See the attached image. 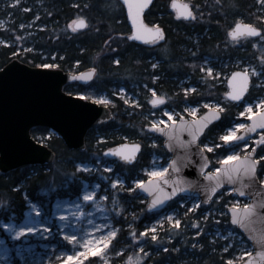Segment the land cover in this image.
<instances>
[{
  "label": "trees",
  "instance_id": "1",
  "mask_svg": "<svg viewBox=\"0 0 264 264\" xmlns=\"http://www.w3.org/2000/svg\"><path fill=\"white\" fill-rule=\"evenodd\" d=\"M171 1L155 0L145 13L148 24H158L165 31L163 42L149 45L128 39L131 26L119 0H20L19 4L14 0H0V19H6L0 27V38L4 41L0 44V68L13 58L34 66L57 64L58 68L72 72L95 67L97 75L91 83H69L64 89L69 93L83 94L87 99L106 93L113 101L108 106L114 114L110 123L88 131L84 150L69 148L58 134L46 126H34L32 135L37 140L43 137V142L56 152L57 158L51 164H28L6 173L0 171V224L11 218L21 220L29 201L50 210L57 200H71L79 196L85 180L99 181L96 174L89 175L80 170L82 163L93 162L98 166L103 161L112 163L111 174H119L130 184L131 180L144 176L143 169L151 164L153 155L169 157L163 140L147 129L151 121L145 115L157 110L151 107L149 101L151 89L167 96L171 101L167 105L173 102L179 108L211 98L223 104L221 120L207 130L201 143L211 139L218 141L235 122L242 111V104L226 99V84L215 82V74L203 79L205 74L201 72V64L209 57L214 70L229 71L235 70V67L231 68L234 60L257 61L253 38L237 45L228 32L238 20L264 27L260 5L256 0H185L191 3L197 14L199 10L196 7L204 6L207 15L200 23L178 18L170 7ZM77 16L88 20V28L74 32L68 27ZM117 59L119 64L115 63ZM157 61L158 67L152 68L151 65ZM224 63H228V67H223ZM255 83L254 78L253 85ZM190 86H194L195 92L185 93L184 89ZM121 87L138 96L139 107L129 105L116 95ZM262 91L263 88H252L247 99L258 96ZM125 141L142 144L141 154L134 164L104 155L106 149ZM228 152L229 147L223 143L208 153L212 164H215ZM257 154L264 155V145L258 148ZM98 160L101 161L98 163ZM261 163L264 164V161ZM258 174L262 179L264 170L259 169ZM101 186L114 210V223L119 227L113 240L111 264H238L246 258L235 257L236 243L225 251L224 244L228 241L216 234V230L223 227L237 231L226 222L230 221L229 216L221 218L211 204L201 203L196 211H188V208H181L176 203L181 197L166 208L180 209L177 212L179 229L165 221L155 233L159 242L151 241L144 245L143 241L152 235L150 232L149 237H145V229L162 211L149 213L147 199L138 189L136 192L114 194L115 190L109 182L103 181ZM117 195L124 208L122 215L113 205ZM219 196H223L216 206L219 210H223L220 206L235 200L231 193L220 192L216 197ZM207 211L212 214L205 220L203 215ZM197 221L201 227L199 236L195 234ZM174 229L182 234L175 235ZM132 232L140 237L139 241L131 236ZM247 245L250 246L249 243ZM140 247H144L148 256L144 257ZM177 248L179 252L175 251ZM135 255L139 256L136 262H130ZM231 260L234 262L230 263Z\"/></svg>",
  "mask_w": 264,
  "mask_h": 264
},
{
  "label": "water",
  "instance_id": "2",
  "mask_svg": "<svg viewBox=\"0 0 264 264\" xmlns=\"http://www.w3.org/2000/svg\"><path fill=\"white\" fill-rule=\"evenodd\" d=\"M119 1L125 8L127 20L131 26L132 33L135 31V27L131 12L128 8V4L126 0ZM154 1L155 0H151V3L143 10L142 13L144 23L149 27H154L155 25L148 24L145 21V13L148 9H150ZM132 2L138 3L140 0H132ZM174 2L177 5H188L189 8L194 12L192 5L183 0H172L170 5L171 9L176 12L177 17L191 20L190 18H185L179 15L178 8L173 7ZM244 23L253 24L246 21H244ZM160 27L163 28L162 26ZM130 40L140 44H152L148 42V40ZM91 69L80 72L65 71L61 68L45 69L39 66L30 65L21 61L19 58H13L6 65L0 68L1 172L6 173L14 168L28 164H51L55 162L57 158L56 152L48 144L44 142L41 143L32 135L31 130L34 126H46L52 132L58 134L69 148L84 150L86 148V135L88 131L91 128H99L103 125H106L113 120L114 114L108 105L97 103L96 101L87 99L80 94L69 93L64 89V86L68 83L88 84L92 82L96 75L92 76L90 80L80 78L81 73L88 75ZM236 72L248 73V89L240 101L233 100L228 96H226V98L233 103L241 104L246 101L248 95L250 94L253 85V76L248 70L245 69L234 70L227 78L226 94L233 91L232 75ZM74 75L77 77L76 79H73ZM239 79L241 78L238 77L237 80ZM156 97H154V99ZM214 110L216 109L209 108L196 118L182 116L179 118V120H175V124H173V121H171L169 124L160 126L172 132L171 138L168 136L167 132H154V130L150 128L149 125L147 126V129L150 132L156 134L163 140V146L171 157L170 163L172 159H176L177 165L181 168L179 173H176L174 169L169 168L168 173L164 177V179L170 181V183L167 185H164L160 178H148V180L158 181V183H154L152 185L153 189L156 190L157 188L163 187L168 192H171L172 187L174 186L173 182H176L175 187L178 188L184 187L187 183H191L192 186L187 188V190L184 192H178L176 196L167 200L163 206H159L157 208L148 207L151 193L139 189L138 191L143 197L147 199L146 209L149 213L161 212L165 210L172 201L179 197H194L200 199L201 201V198L207 195L205 192V186L210 189L215 185V180H209L207 173L212 172L216 175H220L225 178V183L217 190L216 196L225 189L242 188L243 192L245 193L244 196H240L235 191H231V193L238 199L249 200L247 204L254 206L255 211L246 218L245 222L247 223L248 230L251 231V234L255 235L257 239H259L260 237H264V183H262V180L258 175V170L257 177H252L250 175H245L243 169L241 168L236 174V183L229 184L223 172V168L225 167L223 164H219L217 166L222 169L221 173L217 174L215 173V170L210 169V167H212V163H209L207 168L204 169V172H201L199 165L202 163V160L198 157V155L194 154L196 146L187 145L185 143L191 140L190 132L185 130L193 127L191 122H206L208 117L205 114H211ZM216 111H219V118L213 119L207 124L204 132L199 137L200 143L207 130L221 120L222 110ZM260 112H257L255 115L249 117L247 125L251 126L254 121L259 124ZM108 113H110L113 117L111 120L106 118V114ZM196 127L198 128V124ZM261 132H264V129L258 126L257 131L254 133H246V130L243 129L237 135L245 136L246 143L249 140H254V145L251 147L249 152L241 155V160L245 155L252 154L253 149H255L257 154V149L259 146H261L258 144ZM248 137H251V139H248ZM169 140L172 144L171 148H168L167 146ZM237 143L238 142L236 140L225 141L224 145L228 147V145H235ZM240 143L244 142H239V144ZM120 144H126L129 146L134 144L141 145L139 152L136 153L135 160L126 162L120 160V158L117 157L123 163L134 164L141 154L142 144L139 142L129 141ZM120 144H117L111 148L118 147ZM104 155L108 157H115L107 155V149L104 151ZM205 155L208 156L209 160L212 162L207 150H205ZM189 156H191V160L188 159ZM193 160L196 161L195 164L192 163ZM240 164L241 161H231L227 167L236 168L239 167ZM178 177L179 181L177 182ZM244 185H247V187H243ZM161 195L163 196L164 194ZM216 196L213 197V200ZM244 205L245 204L240 205V208L238 209L242 217L244 215ZM228 211L231 210L229 209ZM232 225L235 226L239 232L245 235L246 240L253 248L251 255L240 264H248V261H251L252 264H264V256L259 254L261 251H264V248H261L259 243L251 241L250 237H247L243 228H239L234 224Z\"/></svg>",
  "mask_w": 264,
  "mask_h": 264
},
{
  "label": "snow or ice",
  "instance_id": "3",
  "mask_svg": "<svg viewBox=\"0 0 264 264\" xmlns=\"http://www.w3.org/2000/svg\"><path fill=\"white\" fill-rule=\"evenodd\" d=\"M20 0H14V3L19 4ZM128 4V8L132 15L133 24L135 27V31L131 33L130 36H128V39L132 40H148V42L152 44H156L158 41L165 40V33L163 28H161L159 25H155L154 27H149L147 24L144 23L142 13L145 8L148 7V5L151 3V0H140L138 3H133L132 0H126ZM261 4H264V0H261ZM78 7V5H77ZM173 7H177L179 11V15L183 16L185 18H190L192 20L196 19V13L193 12L188 5H177L175 2L173 3ZM23 27V25H21ZM69 28H71L74 32L79 31L80 29L88 28V20L84 16H77L76 19H73L71 24L68 25ZM229 36L232 38L233 41L239 40L241 37H260V39L264 40V27H257L254 24H245L243 20L237 22L235 26L230 30ZM264 59V57H262ZM115 63L119 64L120 61L117 59ZM152 68L158 67V62L153 63ZM41 68L50 69V68H58L59 65L57 64H49V63H42L39 65ZM212 67H206L205 72L208 76H211L212 74ZM251 71L253 73H256V69L252 68ZM97 74V69L93 67L88 75L80 74L81 79L90 80L92 76ZM258 76L264 77V69L261 70V72L256 73ZM240 77L241 79L237 80V78ZM77 77L74 75L73 79H76ZM158 79V77H157ZM232 81H233V91L228 92L226 96L231 97L233 100L240 101L244 95V93L248 89V83H249V75L247 72H236L232 75ZM185 93L192 91L195 92V89H184ZM120 95H124V89H120L119 91ZM153 94H155V90L153 89ZM92 99L96 100L97 103L109 105L112 104L113 101L106 99L105 97H100L97 99V97L93 96ZM152 104H163L164 103V97L157 96L155 99L151 101ZM185 103H189L188 101H185ZM247 103V108L245 112L239 113L240 116H245L246 114L255 115L253 112V104ZM262 106H264V101L260 102ZM216 110H222L221 105L217 103L215 105ZM214 110L211 114L206 113L205 115L208 117L206 122H198V121H192V128L185 129L190 132L191 140L185 142L187 145H195V153L198 155V157L202 160V163L199 165L200 171L204 172V169L207 168L209 163H212L208 156L205 155V150L212 151L213 148L219 147V145L212 144L210 146L209 143H200L199 137L204 132V129L207 127V124L211 122L213 119L219 118V111ZM169 117L173 115L172 111H169L167 113ZM180 115V114H177ZM192 115L195 116L196 112L194 109H192ZM106 118L111 120L113 117L110 113L106 114ZM259 124H257L255 121L251 126L245 124V123H236L235 129H245L247 132H256L257 127L264 129V108H262V111L259 115ZM161 121L159 119L153 120L152 123L149 125L150 128L154 130V132H167L168 136L171 138L172 132L166 128L160 127ZM187 123V122H185ZM173 124H175V121L173 120ZM198 124V128L196 125ZM102 138V137H101ZM223 141H233L236 140L238 143L237 145H228L229 150L235 151V148L239 146V142H244V146L247 147L246 138L245 136H237L236 131L229 129V134L224 135L220 137ZM248 139H251V137H248ZM40 142H43V137L40 138ZM155 143V141H154ZM258 144L264 145V132L260 133V139L258 141ZM168 148L172 147V144L169 140L167 144ZM141 148L140 144H134V145H126V144H120L118 147L115 148H108L107 149V155L109 156H115L119 157L120 160L130 162L136 159V153L139 152ZM189 160H191V156L188 157ZM231 161H241V164L239 167L236 168H230L227 167L229 162ZM264 161V155L256 154L255 149L252 150V154L245 155L243 159L241 160V156L239 155H227L225 158L217 161L215 164H213V167L215 169V173H221L222 169L220 167H217V164H223L225 167L223 168V172L226 176L227 182L229 184H235L236 183V174L240 171L242 168L245 175H250L252 177H257V170L258 168L261 170H264V164L261 162ZM117 163L119 161H116ZM193 164L196 163L195 160L192 161ZM187 166V165H185ZM102 167V166H101ZM155 165H153V168L155 169ZM80 168L83 172H97L99 171V168H93L91 165H85L81 164ZM169 168H172L175 170L176 173H179L181 171V168L177 165V160L172 159L171 163L168 164L167 167H164L163 165H160V170H153L149 173L150 177L153 178H160L162 183L164 185H167L170 183L169 180L164 179L166 174L168 173ZM113 164L110 163L108 166V171L112 172ZM209 180H215V185L212 186L210 189L205 186V192L207 195L205 197L201 198V203L204 204H211L213 205V210L219 211V215L221 218L224 216H230V221H226L227 223L234 224L238 226L239 228H243L246 232L247 237H250V240L256 243H259L261 248H264V237H260L257 239L255 235L251 234V231L248 230V225L245 222L246 218L255 211L254 206L245 204L244 205V215L243 217L240 215L238 209L240 208V202L236 201L234 203H226L225 205L220 206L223 210H219L216 206L218 205L219 201L223 199V196L216 197V200L213 201V197L216 196V192L219 188L223 186L225 183V178L216 175L212 172L207 173ZM113 177H115L114 183H113ZM109 185L112 189L115 190L114 194H118L120 192H136L137 189L142 191H147L151 193L150 197V203L148 204L149 208H157L159 206H163L165 202L171 197H174L177 195L178 192H184L187 190V188H190L192 185L191 183L185 184L184 187H175V183L173 182L174 186L172 187L171 192H168L165 188L160 187L156 190L153 189L152 185L154 183H158V181L154 180H148V179H140L136 178L131 180L130 184L127 187H124V181L121 177L117 176L115 173H113L112 176L107 177ZM179 181V177L177 178V182ZM264 183V181H262ZM131 185H135L136 187L133 188ZM120 186V187H117ZM100 185H97V188H99ZM243 187H247V185H244ZM229 191H235L240 196H244L245 193L243 192L242 188H235V189H229ZM161 194H164L163 196ZM97 193L95 191L92 192H85V194L80 198V203H69L67 204L68 211L63 212L59 216L60 220V227L57 229V232H53L52 228L48 226L47 224L41 222V221H35V226L28 227L26 225L17 226L14 223L13 224H4L3 227L5 229H8L16 238H23L26 236V234H35L39 238H42L44 240H48L49 238H53L55 235H59L61 240L63 241V245L57 243L55 245H52L54 248H62L61 255L58 257L55 261V264H83V259L86 257H90L93 255H96L100 251V246L105 245L108 246L111 244L112 239H114L119 232V229H116L115 227L110 226L108 223H105L100 226L99 229L93 226L92 231L96 233L94 237H87V234L79 235L70 232L69 228L73 224H81V220L78 217H84L85 212L82 210L84 206V202H94V198L96 197ZM108 195H104L103 199L108 200ZM180 199H184V197H181ZM31 203V201H29ZM176 203H179V201H176ZM113 205L116 207L117 212L121 215L124 212V208L120 205L119 195L116 196V199L113 200ZM97 206H99L97 204ZM33 208L36 207V205H32ZM57 207L59 208V203L57 204ZM193 208L199 207L196 203L193 202L192 204ZM75 209V211H72V209ZM231 211H228V210ZM187 215V212L184 213ZM211 211H207V214L203 215V219L207 220L208 216L211 215ZM133 216L135 214L133 213ZM168 221H173L176 225V229H179L180 227V220L175 219L173 216L165 217ZM160 221H156L157 226L160 224ZM188 227H191L189 225ZM195 227L198 229L196 231V235H201V227L200 222L197 221ZM101 229H105L106 234L101 232ZM152 233V235L149 237V233ZM175 235H181L182 233L179 231L173 230ZM145 237H149L148 239H145L143 241L144 245L149 244L151 241H157L158 237L155 235V228L151 229H145V232L143 233ZM229 235H232V233H229ZM131 236L135 238L137 241L140 240V237L137 236L136 232H132ZM0 243H3L0 241ZM239 244L244 246V248L247 247V241L244 234L240 235L239 238ZM49 245H45V247H48ZM139 246V245H137ZM231 244H228L225 246V251L228 250V247H231ZM192 247H196V245H192ZM200 247H203V245H200ZM66 249V250H65ZM175 251L179 252L180 249L177 248ZM140 252L144 253V257L148 256V253L145 252L144 247H140ZM243 255L250 256L251 253L243 251ZM261 256H264V251H261L259 253ZM144 257H141L143 259ZM49 264H52V260L49 259ZM248 264H252L251 261H248Z\"/></svg>",
  "mask_w": 264,
  "mask_h": 264
},
{
  "label": "rangeland",
  "instance_id": "4",
  "mask_svg": "<svg viewBox=\"0 0 264 264\" xmlns=\"http://www.w3.org/2000/svg\"><path fill=\"white\" fill-rule=\"evenodd\" d=\"M256 1H257V4L260 5L259 11L262 13V17H263L262 23H264V4H261V0H256ZM196 9L199 10V13L198 14L196 13V19L194 21H197L200 23L204 22L206 15H207L204 13V6L198 5ZM238 21H241V20H238ZM5 22H6V19H0V27L4 25ZM246 39H252V38L250 37L240 38L239 40L235 41V44L241 45L247 41ZM160 42H163V41H158L156 45ZM2 43H4V41L0 38V44ZM253 47L255 50H257V53H258L257 58H256L257 61H251V60L243 61L240 59L234 60L231 63V68L235 67V69L248 70L252 74L253 79L254 78L256 79V83L253 85V88L254 89L263 88V91L261 92V94H259L258 96L252 99L246 100L248 103L253 104V112L257 113V112H260L262 108H264V106H262L260 103L261 101H264V77L256 75V73H259L261 72L262 69H264V59H262V57H264V40L260 39V37L253 38ZM201 65H202L201 72L205 74V76H203V79H205L208 76L207 73L205 72V68L211 67L212 65L211 59L208 57L206 60H203ZM228 65H229L228 63H224L223 67H228ZM252 68L256 69V73H253L251 71ZM232 71L233 70L223 71L220 69H217V70L213 69L212 74H215L213 76L215 79V82L226 83V80ZM120 89H124V95L119 94ZM120 89L116 92L117 96L124 99L126 103H129V105H135L136 107H139L137 95H134V93H131V92L130 93L127 92L124 87H121ZM188 89H194V86H190ZM150 91L152 95L149 97V101H151L155 96H163L166 98V101L163 104H158L155 106V109L157 110L145 115L146 117L150 119L151 123L153 120L159 119V121H161L160 126L169 124L173 120L174 121L179 120V118L182 116H186L188 118H196L200 114H202L205 110L209 108H215V105L217 103L221 105V109H224L223 104L220 103L219 100L212 99V98L205 99L197 104H185L182 108H179L173 102L171 103L172 105H167V103L171 102L170 100H168L167 96L158 94L156 91H155V94H153V89H151ZM189 92H192V91H189ZM80 95L84 96L83 94H80ZM94 96L97 97V99H99L100 97H105L106 99L111 100L110 97L106 93L95 94ZM91 100L96 101L92 99V97H91ZM153 106L154 105L151 104V107ZM246 108H247V103L243 102L241 112H245ZM192 109H194L196 112L195 116L192 115ZM169 111L173 112V115L171 117L167 115ZM177 114H180V115H177ZM251 116H252L251 114H246L245 116L238 115L235 122L230 127H228L221 134V136L228 135L229 129L235 130L236 134L238 135L243 129H235V124L236 123L248 124V119ZM252 142L253 140H250L247 143V147L244 146V143L239 144V146L235 148V151L229 150V152L221 159L225 158L227 155L235 154V155L241 156V155L248 153L252 145ZM205 143H209L210 146L212 144L220 146L224 143V141L219 138L218 141H215V139H211ZM214 150L215 148H213L212 151L210 152H213ZM100 161L101 160H98V163ZM169 162H170V156L165 158V157L155 154L152 157L151 164L143 169L144 176L137 177V178H140V179L151 178L149 176V173L151 171L160 170V165L167 167ZM100 163L102 167L98 166L97 164H94L93 162L82 163L85 165H91L93 168H99V171L97 172H86L89 175L96 174L97 177L99 178V181L96 180L94 182H89L85 180L82 193L79 196L75 197L74 199L57 200L52 205L50 210H46L44 207L40 206L39 204L35 202H31L28 204V208L25 211V215L21 220H17L16 218H11L9 220H3L1 222L0 241H2L3 243H0V264H49V259L52 260V264H55L56 259L60 257L61 255L62 248H54L52 247V245H55L57 243L63 245V241L61 240L58 234L55 235L53 238H49L48 240L39 238L35 234H26V236L23 238H16L8 229H5L3 225L14 223L17 226L26 225L28 227H32V226H35V223H34L35 221H41L47 224L48 226H50L53 232L55 233L57 232V229H59L60 227V220H59L60 214L68 211L67 204L80 203V198H82V196L85 194L86 191L87 192L95 191L97 195L94 198V202H87V201L84 202V206L82 210L85 212V216L78 217L81 220V224L71 225L69 228V231L77 233L78 238H79V235L87 234L86 236V239H87V237H94L96 235V233L92 231L93 226L99 229L101 225L108 223L110 226L115 227L116 229H119V227L114 223V219H113L114 210L110 206L109 200L103 199V196L106 195V193H104L105 190H101V187H102L101 182L103 181L108 182L107 177L112 176L113 174H111V172L107 170L109 163H106L104 161ZM153 165L156 166L155 169L153 168ZM210 169L215 170L213 166L210 167ZM116 175L122 178V180L125 182L124 183L125 186L129 185L122 176H120L119 174H116ZM262 179L264 181V174H263ZM114 180H115V177H113V183H114ZM97 185H100V187L97 188ZM131 186L133 188L136 187L135 185H131ZM223 192L230 193L231 191L224 190ZM236 201H239L240 205L248 203L247 199L245 200L235 199L234 202ZM193 202L199 206L201 204L200 199H197L194 197H184V199L179 200L178 204H179V207L181 208H188L189 209L188 211H196L199 207L193 208L192 207ZM58 203L60 205L59 208L57 207ZM97 204L99 206H97ZM32 205H36V207L33 208ZM178 210L180 209L178 208V209L163 210L158 215V217L148 226L147 229L155 228V233H156L157 231H159L160 226L164 225L165 221L173 225L174 222L166 220L165 217L173 216L175 219H177ZM72 211H75V209L73 208ZM156 221H160L161 223L157 226ZM215 228H218V227H215ZM106 231L107 230L105 229H101V232L105 234H106ZM229 233H232V235H229ZM216 234L222 240L228 241L227 243L224 244V248L228 244L232 245L236 243L235 251H233L234 252L233 254L235 255L236 258L242 259L244 257H247V255L242 254L243 251H246L249 253H252L253 251L252 246L247 245V247L244 248V246L239 244V238H240V235L242 234L239 231H235L229 228L224 229L223 227V229L221 230L217 229ZM114 239H112L111 244L108 246L101 245L100 251L98 254L90 256V257L82 258L83 264H111L112 257H113L112 251H113V240ZM46 244L49 246L45 247ZM138 257H139L138 255H135V257L130 258L129 261L136 262V259H138ZM233 262L234 260H231L230 263H233ZM241 262L242 261H240L239 263Z\"/></svg>",
  "mask_w": 264,
  "mask_h": 264
},
{
  "label": "flooded vegetation",
  "instance_id": "5",
  "mask_svg": "<svg viewBox=\"0 0 264 264\" xmlns=\"http://www.w3.org/2000/svg\"><path fill=\"white\" fill-rule=\"evenodd\" d=\"M248 22V21H247ZM232 28H230V30H231ZM230 30H229V32H230ZM229 32H228V34H229ZM231 38V37H230ZM241 38H245V37H241ZM248 38V37H247ZM250 38H255V37H250ZM232 39V38H231ZM263 180V179H262Z\"/></svg>",
  "mask_w": 264,
  "mask_h": 264
},
{
  "label": "bare ground",
  "instance_id": "6",
  "mask_svg": "<svg viewBox=\"0 0 264 264\" xmlns=\"http://www.w3.org/2000/svg\"><path fill=\"white\" fill-rule=\"evenodd\" d=\"M194 10V9H193ZM195 12V11H194Z\"/></svg>",
  "mask_w": 264,
  "mask_h": 264
}]
</instances>
